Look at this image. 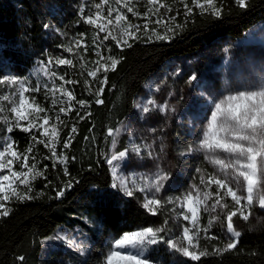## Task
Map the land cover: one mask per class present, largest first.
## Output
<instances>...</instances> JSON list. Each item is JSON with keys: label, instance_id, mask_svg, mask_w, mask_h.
Wrapping results in <instances>:
<instances>
[{"label": "trees", "instance_id": "1", "mask_svg": "<svg viewBox=\"0 0 264 264\" xmlns=\"http://www.w3.org/2000/svg\"><path fill=\"white\" fill-rule=\"evenodd\" d=\"M93 2L98 3L99 0H0V74L16 76L21 81H27L30 86L40 85L39 92L28 95L35 97L36 103L48 110L47 115L51 119L46 127L50 128L54 123L57 125L59 136L56 151L58 154L62 151L67 157L66 164L57 161L53 166L52 159H45L51 156L48 148L43 144H34L31 139L35 135L46 140V137L40 136L42 128L39 131L34 129L32 133L14 128L8 133L7 125L0 121V139L10 137L21 153L33 144L34 153L30 155L36 156L37 168L43 172L42 176L32 182L29 195L34 199L7 202L11 211L7 217H0V264H99L106 254L108 237L113 233L118 234L117 225L128 222L132 228L158 227L170 217L168 212L152 216L143 209L142 193L127 197L123 192L112 188L111 172L104 161L108 144L107 131L115 128L132 113L136 96L143 91L148 81H153L158 75L162 76L166 63L206 52V57L209 56L216 63V69L213 70L218 75L214 77L207 71L203 82L221 86L224 82L239 80L247 72L234 62L243 57L242 60L255 62V69L250 70L264 77V46L259 49L260 45L241 41L249 28L264 21V0H251L247 10L240 9L234 0H218L224 9L220 20L208 15L201 16L198 9H194L193 15L186 18L182 5L173 4V11L168 14L176 17V23L184 25L182 31H178L171 39L157 40L153 37L150 42L145 36L139 41H131V48L123 49L116 47L111 39L102 41L105 33H100V40H94L98 30L84 22V16L95 11L91 7ZM146 2L147 0H140L136 11L144 13ZM167 3L172 4V0H167ZM81 9L84 10L83 15ZM127 15L132 23L143 25V19L130 13ZM161 32L163 34L164 29ZM81 34L88 46L87 52L83 48L79 49L80 55L84 56L83 61L75 52L65 51V48L73 46L75 40L81 38ZM101 41V53L117 56L121 58V62L115 71L107 73V84L100 96L103 103L96 104L94 92L99 84L87 76L85 69L94 67L93 62L98 59L95 45ZM108 48H111L110 53ZM261 50L262 61L255 56ZM224 56H228L231 61L227 69H222L221 65ZM49 57L73 60L75 67L55 64L48 67L58 75H64L66 80L77 81L65 84L64 87L73 92L77 101L86 100L87 107L81 108L76 101H72V111L67 115L59 113L62 105H53L54 97L46 95L44 85L51 87L53 83L59 85L61 81L53 80L45 71L43 74L37 71L39 64L45 66ZM201 66L203 68L204 64ZM98 75L102 77L103 73ZM174 76L173 81L186 82L189 77L188 69H181ZM86 80L91 82L90 87L85 84ZM172 80L170 82L173 83ZM8 91H11V86H8ZM63 106L67 107V104ZM181 113L168 134L159 130L155 133L174 166L173 171H166L174 174L166 183V190L159 194L160 197H175L187 191L189 181H194V177L198 176L195 171L197 167L211 172V165L204 160L202 153L180 155L187 145L193 144L198 138L190 130L194 126L189 123L193 119V113L183 107ZM57 114L64 121L63 124L55 120ZM39 115L43 116L45 113ZM38 123H42V120ZM144 125L148 127L146 130L157 129L150 120L145 121ZM73 126L77 129L75 133L71 132ZM143 136L146 138V135ZM126 138L122 137L120 148L126 144ZM66 141H70V146L63 148ZM65 167L69 175L64 174ZM69 181L72 186L65 190L62 197L57 198V191L64 189ZM197 181L198 179L195 180ZM253 213V217L264 216V211L255 210V207ZM253 217L247 223L240 219L239 230L242 236L238 250L225 253L222 257H204L201 261H191L190 258L173 256L160 248L163 260L159 264H179L180 261L183 264H264V222H258ZM222 219L225 225L226 219ZM207 220L208 214L202 213L201 223L206 224ZM176 224L169 219L171 234L178 230ZM60 229L67 232L69 240L83 242L82 246L90 250L86 254H80L69 247L68 242H42L43 239L53 237ZM124 230L130 229H119ZM210 234L224 239L220 224H215ZM212 243L218 244L219 241ZM21 256L24 257L23 261L18 259Z\"/></svg>", "mask_w": 264, "mask_h": 264}, {"label": "snow or ice", "instance_id": "2", "mask_svg": "<svg viewBox=\"0 0 264 264\" xmlns=\"http://www.w3.org/2000/svg\"><path fill=\"white\" fill-rule=\"evenodd\" d=\"M139 2L140 0L93 2L91 7L95 11L84 16V22L98 30L94 40H100V33H105L102 41L111 39L116 47L123 49L131 48L133 46L131 41H139L145 36L148 42L153 37L157 40L171 39L184 28V25L175 22V16L167 15L173 11L172 5L176 3L182 5L186 18L193 15L194 9H198L201 16L208 15L217 20L223 18V5L218 3V0H190V3L189 0H172V4L167 3V0H147L144 13L136 11ZM234 2L242 10H247L251 5V0H234ZM83 11L81 9L82 15ZM128 13L143 19V25L132 23ZM153 24L162 26L163 34L157 31V27L150 28ZM45 27L49 26L45 25ZM102 41L95 45L97 49L95 55L98 59L93 62L94 67L85 69L87 76L99 84L94 92L96 104L103 103L100 96L107 84V73L115 71L121 62V58L117 56L101 53L99 49L103 47ZM81 48L84 52L88 51L83 34L80 39L75 40L73 46L65 48V51L75 52L83 61L84 56L79 53ZM107 51L110 53L111 48ZM227 51L226 48L225 52ZM52 64L71 67L75 65L72 59L49 57L44 66L43 70L49 77L61 81L59 85L53 83L51 87L44 85L46 95L50 94L54 97L53 105L57 103L62 105L59 107V113L67 115L72 111V101H76L81 108L87 107L86 100L77 101L73 92L64 87L65 84H74L77 81L66 80L64 75L52 71L48 67ZM101 72L102 77L98 75ZM196 80L197 76L193 74L188 82ZM85 84L90 87L91 82L86 80ZM0 86H4L0 88V121L7 125L6 131L11 133L14 128H18L25 133H32L34 129L39 131L42 128L40 136L47 139H39L32 135V141L34 144H43L48 148L51 156L45 159H52L53 166L57 161L66 164L67 157L56 151L59 136L57 125L54 123L50 128L46 127L51 119L47 115L48 110L36 103L35 97L28 95L31 92H39L40 85L30 86L27 81H21L16 76L0 74ZM8 86H11V91H8ZM57 93H59L58 98ZM64 104H67V107L63 106ZM149 105L160 112L169 110L166 102L158 105L151 99L138 107H141L144 113H148L152 110ZM4 113L8 115H3ZM40 113L45 115L40 116ZM77 115L79 116V113ZM196 119L203 122V127L197 140L187 145L180 155L202 153L204 160L212 166L213 171L209 172L206 168L197 167L195 171L198 176L194 177V181L198 179L199 182H193L189 189L179 196L160 197L159 194L166 190L165 185L170 179V174L159 166L152 176L126 171L132 163L133 154L141 160L144 155L159 159V155L154 154L151 144H137L132 139L130 148L113 153L107 159V163L112 166V188L123 192L127 197H135L136 193H143L141 207L152 216L163 215L165 212L171 215L158 227L132 228L128 222L117 225L118 234L113 233L108 237L107 251L99 264H159L158 260L152 259L151 254L158 251L156 246L162 244L167 246L173 256L178 254L179 257L190 258L191 261H201L204 257H222L225 253L238 250L242 232L234 226V218L238 216L247 223L254 215V207L264 210V77L259 78L254 84L235 91H227L219 99H208ZM41 120L42 123H38ZM55 120L59 124L64 123L59 114L56 115ZM23 121L27 123L24 124ZM193 127L195 128V125ZM76 131V127L73 126L71 132ZM120 133V128L108 130V136L112 137L113 144L117 143ZM69 146L70 141L64 142L63 148ZM163 151L162 145L160 152ZM32 153H34L33 144L21 153L10 137L0 139V173L4 170L9 173V175L0 174V217H7L11 211L5 202L10 200L23 202L35 198L29 195L32 191V182L42 176L43 172L37 168V158L35 155H30ZM17 165L20 170H15ZM64 174L69 175L67 167L64 169ZM71 186L72 182L69 181L64 189L57 191L56 197H62L65 190ZM169 205L172 207L168 208ZM202 213H208L206 224L201 223ZM222 217L226 219V230ZM169 219L187 222L178 223V227L182 229L179 235L174 233L169 235L171 232L168 228ZM215 224L221 225L223 240L219 235L210 234ZM120 227L130 230L119 231ZM57 239L67 240V237L58 236ZM212 241L219 243L214 244ZM68 244L80 254H86L90 250L82 246L83 242L78 243L74 239L69 240ZM18 259L23 261L24 257ZM179 264H183V261Z\"/></svg>", "mask_w": 264, "mask_h": 264}, {"label": "rangeland", "instance_id": "3", "mask_svg": "<svg viewBox=\"0 0 264 264\" xmlns=\"http://www.w3.org/2000/svg\"><path fill=\"white\" fill-rule=\"evenodd\" d=\"M126 11V10H124ZM163 12V10H161ZM106 15V11H105ZM170 16L169 14H167ZM141 21V20H140ZM142 23H144V20H142ZM151 27H157V31L161 32L163 30L162 26H156V25H150ZM162 33V32H161ZM241 41L243 43L248 44H255L260 45L259 49H262L264 46V21L259 22L249 28L244 36L241 38ZM262 50L256 54L255 56L258 57V59L261 60L262 57ZM254 55V54H253ZM220 56V55H219ZM223 56V55H221ZM243 57H240L239 59L234 60V62L240 64L241 69H245L247 72H245L239 80H231L224 82L221 86H216L212 82L204 83V74L205 72H209L210 75L216 77L218 75V72L214 71L213 69H216L215 65L216 63L212 61V58L209 56L206 57V52H198L192 56H186L180 59H173L166 63L163 67V73L162 76L158 75L155 77V79L152 81H148L146 85L144 86V89L141 93H139L135 100H134V107L132 113L127 115L123 120H121L115 128L121 129V133L117 138V143H112V137L108 136V144L106 147V151L104 153V161L107 163V159L111 157L113 153H118L121 150H124L125 148H130V140L134 139L135 143L140 144V141L142 143L151 144L153 146L154 154L159 155V159H152L148 158L146 155H144V158L138 159L137 157L131 155L132 163L128 166L126 169L127 172H135L136 174L144 175V176H152L155 174L158 170V166L162 168L164 171H169L170 169L173 171L174 166L170 162L167 152L164 150L163 153L160 152L161 144H159V140L156 138V131L159 130L162 131L164 134H168L175 123H177L178 119L177 117H180L181 113V107L183 109L187 110L189 109L190 113H193V119L191 118L190 124H194V127H191V133L193 135L197 136L203 127V122L196 119L197 114L201 111L203 105L206 103L208 99H219L223 94H225L227 91H235L237 89H240L246 85L254 84L257 82V79L262 77V74H256V72L251 71L250 69H255V62H250L249 60H242ZM232 60V59H231ZM231 61L229 60V57H222L221 59V65L222 69H227L229 66V63ZM202 64H204L202 68ZM44 66L42 64H39L37 67V71L40 74L44 73ZM181 69H188L189 77L186 82L183 80H177L173 81L174 74H177L180 72ZM249 73V74H248ZM195 74L197 76L196 81H192L189 83V78ZM252 76V77H251ZM173 81L170 82V81ZM171 83V84H169ZM157 88L159 89L157 91ZM149 99L154 100L156 104H164L165 102L169 105V110L167 112H160L158 111L154 106L149 105L152 110L148 113H144L142 111L141 107H138V105L145 104ZM182 105V106H181ZM174 109V111H172ZM151 122V124L156 125V131L152 132L148 129L147 126L144 125L145 121ZM22 123H27L26 121H23ZM148 133V134H146ZM146 135V138L143 136ZM108 135V131H107ZM123 136H126V144L121 147V139ZM60 154L64 155L61 151ZM117 162H114V164ZM110 172L111 167L107 163ZM15 170H20L18 165L16 166ZM26 171V169H25ZM211 171H213V168L211 166ZM3 175H9L7 170H4L2 173ZM170 179H172L173 174L172 172H169ZM169 179V180H170ZM168 180V181H169ZM174 180V179H173ZM171 180V181H173ZM167 181V182H168ZM166 182V183H167ZM195 182L192 179L189 181V187L190 185ZM197 181L196 183H198ZM17 183H19L17 181ZM187 188V190L189 189ZM214 187V186H213ZM142 197H144V194L142 193ZM6 206H7V202ZM259 210L260 212H263L259 207H255V210ZM208 214V213H207ZM254 216V215H253ZM252 216V217H253ZM256 219V221L264 222V216L260 217H253ZM252 218V219H253ZM173 222L178 223H187V222H177L172 220ZM241 220L239 217L234 218V226L237 228V230L240 229V223ZM224 228L226 230V222L224 225ZM178 230L174 233L176 235H179L182 231L181 228H177ZM173 234V233H172ZM171 235V233H169ZM67 237V240L57 239V237ZM72 238V237H71ZM69 240V237L67 236V232L64 229H60L56 232V234L51 238L43 239L42 242H46L50 244V241L59 242L62 244L67 243ZM73 240V239H72ZM76 241V240H75ZM77 242V241H76ZM158 251L153 252L152 259L158 260L159 263L163 260V255L159 253V249L161 248L164 252L170 253V251L167 249L166 245H159ZM171 254V253H170ZM175 256L179 257L178 254Z\"/></svg>", "mask_w": 264, "mask_h": 264}, {"label": "water", "instance_id": "4", "mask_svg": "<svg viewBox=\"0 0 264 264\" xmlns=\"http://www.w3.org/2000/svg\"><path fill=\"white\" fill-rule=\"evenodd\" d=\"M262 210V209H261ZM264 211V210H263Z\"/></svg>", "mask_w": 264, "mask_h": 264}]
</instances>
